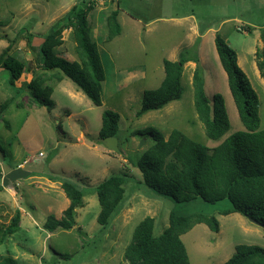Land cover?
Instances as JSON below:
<instances>
[{"label":"rangeland","instance_id":"1","mask_svg":"<svg viewBox=\"0 0 264 264\" xmlns=\"http://www.w3.org/2000/svg\"><path fill=\"white\" fill-rule=\"evenodd\" d=\"M80 3H90V37L105 81L101 106H94L69 79L54 81L51 73L58 71L37 67L38 43ZM113 10H118L123 27L120 35L111 42L104 41V34L102 40L94 38L96 20L105 21ZM128 16L148 26L135 28ZM262 31L264 0H0V53L10 45L11 54L27 69L16 88L8 84V72L0 70V106L11 99L0 114V229L16 210L20 213L19 229L0 244V256H10L16 264H127L123 254L135 226L152 217L153 235L158 236L167 228L171 211L214 216L218 222L217 233L197 224L180 237L189 264H222L238 245L264 249L263 228L238 213L221 214L230 207L227 200L209 204L197 198L176 203L142 184L139 170L129 161L139 160L152 144L150 139L131 136L137 130L154 128L167 138L175 129L209 148L244 130L215 51L217 34L236 52L238 65L258 96L260 128L264 129V80L254 59ZM197 34L202 38L196 51L201 59L196 65H183L181 98L135 117L142 93L156 89L164 78L162 60L176 61L183 49L199 41ZM61 39L57 54L77 61L70 29L61 32ZM110 56L121 64H143L145 75L129 87L118 85L123 78L116 75V61ZM197 65L204 70L207 97L219 94L224 100L230 129L218 141L205 136L194 110L192 73ZM32 78L52 87L50 111L32 104L25 89ZM105 110L119 116L118 153L105 149L98 138ZM110 175L127 176L124 200L109 225L101 228L96 220L100 206L95 187ZM63 181L82 190L83 204L75 210L73 228L49 233L42 228L46 218H60L68 205L60 188Z\"/></svg>","mask_w":264,"mask_h":264},{"label":"trees","instance_id":"2","mask_svg":"<svg viewBox=\"0 0 264 264\" xmlns=\"http://www.w3.org/2000/svg\"><path fill=\"white\" fill-rule=\"evenodd\" d=\"M90 3H80L71 7L52 27L36 47L37 67L51 73V78L60 82L69 79L94 106H101V82L104 73L96 45L90 38L87 14ZM118 10H113L105 18L106 41L120 34L117 21ZM70 29L77 61H68L59 56L56 49L63 44L61 32ZM261 47L254 53L259 76L264 80V31L260 34ZM199 41L190 48L183 49L176 61H162L164 78L153 90L142 93L140 106L135 117L149 111L163 108L182 96L181 74L184 63L198 62L196 51ZM214 47L220 65L226 74L227 85L235 105L238 118L244 128L221 140L214 147H207L188 138L178 130H172L167 138L154 128L132 132L152 141L139 160L129 159L142 177V184L159 196L169 197L176 203H186L197 198L209 204L227 200L230 207L221 214L238 213L254 220L264 229V129L260 128L259 99L247 76L238 66L236 52L220 36L215 35ZM0 70L8 72V84L16 88V82L27 71L22 61L11 54L8 45L0 53ZM36 107L50 111L54 103L50 97L52 87L39 78H32L25 86ZM193 106L202 124L205 136L211 141L220 140L230 129L224 100L215 94L210 98L204 91V70L197 65L192 73ZM8 102L0 106V114ZM119 116L105 110L101 114L98 132L100 140L116 137ZM9 128L7 123H4ZM127 176L110 175L96 187L100 206L97 223L101 228L109 225L114 213L121 209L124 200V184ZM67 207L60 218L49 216L42 228L53 233L58 229L70 230L75 226V210L82 207L83 192L71 182L60 184ZM1 190V187H0ZM20 213L15 211L9 224L0 229V244L7 236L19 229ZM155 220L143 218L134 228L129 244L123 254L127 264H189L186 249L180 239L197 224L206 225L214 233L218 232V222L214 216L200 213L180 215L171 211L168 226L158 236L153 235ZM0 264H16L10 256H0ZM222 264H264V249L258 246L238 245L230 258Z\"/></svg>","mask_w":264,"mask_h":264},{"label":"crops","instance_id":"3","mask_svg":"<svg viewBox=\"0 0 264 264\" xmlns=\"http://www.w3.org/2000/svg\"><path fill=\"white\" fill-rule=\"evenodd\" d=\"M118 16H119V13L117 15V21H118V23L120 25V29L122 30L123 27H122V24H120V21L118 19ZM106 17H107V15H106ZM128 19H129L128 22H130V24H132L133 27H135V28H140L141 30H144L148 26V24H143L139 19H135V18H133L131 16H128ZM96 22H97V25L93 29L92 35H94V38H96V39L99 38V39L102 40L103 39V34H104L105 35L104 36L105 37L104 41L107 42L106 41L107 29H106V26H105V21L100 20V22H99V20L97 19ZM121 30H120V33L122 32ZM95 32H97L96 33L97 36L95 35ZM118 36H116L115 38H117ZM196 36H198L197 38H199V47H200V44H201V40L200 39H202L201 38V35H198L197 34ZM115 38H113L111 41H113ZM111 41H108V42H111ZM110 57L113 58L112 56H110ZM198 59L200 60L201 57H199ZM188 63H194L195 65L197 64L194 61H188ZM237 63H238V59H237ZM114 67H115V73H116V75H118L119 77L123 78V80L120 79L119 81H117V84L118 85L121 84V86H124V87H129L135 80H140L145 75V66L143 64H140V65L139 64H136V63L121 64V63H119V62L116 61V63H114ZM182 75L183 74H181V79H182ZM204 82H205V77H204ZM104 83H105V81L101 82V91H102V87H103Z\"/></svg>","mask_w":264,"mask_h":264},{"label":"water","instance_id":"4","mask_svg":"<svg viewBox=\"0 0 264 264\" xmlns=\"http://www.w3.org/2000/svg\"><path fill=\"white\" fill-rule=\"evenodd\" d=\"M100 142L105 149L110 150L112 152H116V153L119 152L116 137H107V138L102 139ZM248 220L257 225V223L254 220L252 219H248Z\"/></svg>","mask_w":264,"mask_h":264},{"label":"built area","instance_id":"5","mask_svg":"<svg viewBox=\"0 0 264 264\" xmlns=\"http://www.w3.org/2000/svg\"><path fill=\"white\" fill-rule=\"evenodd\" d=\"M100 1H101V0H100ZM39 157H42V154H41V153L39 154Z\"/></svg>","mask_w":264,"mask_h":264}]
</instances>
